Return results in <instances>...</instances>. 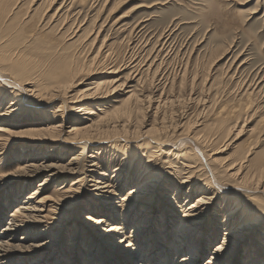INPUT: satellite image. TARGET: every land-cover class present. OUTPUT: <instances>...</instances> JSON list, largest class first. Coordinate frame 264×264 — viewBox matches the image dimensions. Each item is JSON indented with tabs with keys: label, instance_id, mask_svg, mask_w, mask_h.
I'll use <instances>...</instances> for the list:
<instances>
[{
	"label": "rangeland",
	"instance_id": "rangeland-1",
	"mask_svg": "<svg viewBox=\"0 0 264 264\" xmlns=\"http://www.w3.org/2000/svg\"><path fill=\"white\" fill-rule=\"evenodd\" d=\"M5 31L20 42L19 46L29 57L45 58L53 63L64 58V64L78 73L72 87L75 92L64 95L67 101L65 115L49 113L46 121L40 122L41 127L48 124L52 129L55 126L57 133L67 135L73 126L83 128L92 123L88 119L95 118L96 114L71 111L73 101H69L68 96L80 97L82 92L95 87L105 93L103 97L74 104L82 105L91 113L104 104H115L117 99H130L134 112L130 118L117 123V129L105 127L103 131L112 129L110 133L117 131L121 135L122 129L135 131L138 128V134L142 130L145 135L139 143L142 145L137 147V143H132L135 146L125 147L126 141L121 142L115 137L110 141L99 140L88 150L86 148V153L88 160L99 158L97 177L109 167L110 175L116 174L115 169L127 160L124 167L127 177L134 174L140 183V174L150 165L146 163L148 156L162 166L151 174L164 176V180L159 177L161 182H156L157 186H145L150 182L141 186L144 195L141 201H154L152 208H155L153 215L156 217L145 225L144 233H135L134 223L126 224V235L139 242L135 241V245L155 243L163 226L179 229L183 212L177 206L186 202L188 194H193L190 185L196 181L181 185L188 174L171 175L173 171L179 173L182 163L196 166L193 176L201 183L197 185L200 190L192 196L194 200L203 188L220 190L211 215L201 226L185 224L192 234L198 231L195 227L204 226L206 236L213 235L214 240L208 245V252L200 264H204L214 252V246L222 242L224 225L232 218L227 214L236 208L237 200L254 199L250 202L254 201L264 210V0H0V32ZM37 46L41 47V53H36ZM60 105L57 103L56 108ZM18 107L19 110L14 111L16 115L0 119V124H15L11 127L13 131L24 132L31 128L25 122L33 124V120L21 118L30 107L25 102ZM23 108L24 113H19ZM163 124L172 125L161 137L164 143L155 144L150 141V136L145 138L149 131L153 133ZM92 132L87 134L90 136ZM19 135L5 145L0 156V172L8 175L0 183V206L3 207L10 198L15 200L6 209L0 231L11 218L12 210L32 189L38 188L47 175L44 173L24 184L19 176L21 171H18V167L29 160L24 157L55 154L49 151L50 145L38 151L31 139ZM199 140L206 144L200 145ZM34 150L38 154H34ZM60 150L59 155L67 162L83 148ZM141 152L145 156H141ZM134 158L137 159L133 161ZM89 166L82 161V168ZM170 171L173 173L168 175ZM168 180L173 188L169 186V191H163ZM127 182L118 183L122 188L111 197L113 202L127 195L133 186ZM238 182H241L239 188L235 187ZM56 186L54 181L40 187L38 199L53 194ZM227 187L235 189L227 191ZM86 191L67 211L69 221L56 222L58 228L52 230L53 233L60 231L63 237L64 258L59 259V264H127L122 262L128 256L123 253L127 250L126 243L120 245L122 254H117L119 256L109 257L107 248L102 250L100 246L95 247L94 256L89 255L101 239L93 233L96 231L94 226L85 218L88 215L105 217L106 214L110 225L105 228H110L116 222L122 224L125 219L135 222L142 206H136L130 214L122 213V208L117 214L110 213L105 209L108 206L105 199L101 201ZM242 191H248L247 195ZM17 194L18 198H15ZM239 210L237 221L245 212L242 205ZM238 223L234 236L239 242L229 245L235 247L233 254H244L247 247L260 238L264 241V221L259 225L255 224V219ZM41 229L39 226L36 233ZM23 235V232L18 235V241ZM48 238L44 237V240ZM148 248L144 254L146 261L149 260ZM39 256V253L23 254L15 264H55L54 260L47 261L46 256L37 263ZM172 262L175 263L174 257Z\"/></svg>",
	"mask_w": 264,
	"mask_h": 264
},
{
	"label": "bare ground",
	"instance_id": "bare-ground-1",
	"mask_svg": "<svg viewBox=\"0 0 264 264\" xmlns=\"http://www.w3.org/2000/svg\"><path fill=\"white\" fill-rule=\"evenodd\" d=\"M19 45L20 42L17 39L9 37L7 31L0 32V108L5 103H8L7 106L1 108L0 119L2 120L16 115L14 111H18V106H22L25 102L30 108L25 111L26 113L23 112L24 108L19 113H24L21 115V118L25 121L29 119L33 120V124L25 122V124L31 126V128L24 132L13 131L11 127L15 124H11L10 122V124H0V156L4 153L3 149L5 145L9 144V142L19 134L31 139L33 147L36 146L39 148L38 151L42 150V147L50 145L49 147L51 148L49 151L55 154L39 156L40 158H38L37 155L31 156L29 154L24 157V160L29 158V160H23L25 165L18 167V171H21L19 176L25 181L24 184L31 182V180L38 178L44 173L47 175L44 180L38 184V188L32 189L22 202L12 210L11 218L2 227L0 231V264H15L23 254L26 253H39L40 256L36 257L37 263L43 261V257L46 256L45 259H48L47 261L54 260L55 264H59V259L64 258L62 255L63 237L60 231L53 233L52 230L58 228L56 222H60V220L63 219L69 221V218L66 216L68 214L67 211L76 205L82 192L86 190V192L100 198L101 201L105 199L107 201L106 204H108L105 209L111 211L110 213L117 214V211L122 208V213L130 214L129 212H133L136 206H142L140 214L135 222L122 219L125 222H122V224L116 222L110 228H105V226L110 225V218L106 217V214L105 217L102 216L99 218L88 215L85 220L87 222L89 221L90 224L94 226V230L96 231L92 230L93 233L98 237L100 236L99 239H101L99 240L100 243L97 244L95 242L97 245H94L89 255L93 254L92 256H94L98 246H100L102 250L103 248H107V251L110 253L108 254L109 257L117 254L120 255L122 254L120 245L126 243L127 246L124 247L127 250H124L123 253H127L128 256L126 255L127 258L122 257L125 260L122 262L127 264H130V262H132L131 264H200L202 257L208 252V245L214 240L212 239L213 235L210 234L206 236L204 226L202 228L195 227L198 231L192 234V232H190L191 230L189 231L187 228L188 226L186 227L185 224L188 223L189 227L201 226L203 220L211 215L212 206L220 196V190L215 189L211 191L203 188L200 196L194 200L192 196L198 192L199 187H197V185L201 183L200 180L193 176L196 166L192 163H182L183 168L179 173L177 174L172 170L174 174L171 175L175 177V174L177 176L183 173L188 174L186 179L181 182V185L191 183L194 180L196 181L190 185L191 193L193 194H188L185 200L186 202L183 205L177 206L180 207V210L183 212L179 229H167V226H163V229H161L159 233L160 236L154 239L155 243L148 244L147 242L143 245H135V243L139 242L138 240L136 241V239H132V236L126 235V224L134 223L136 227L135 233H144L146 232L145 225L149 224L151 218L156 217L153 215L155 208H152L154 201H149L147 203L141 201V197L144 196L141 186L148 182L150 183L145 186H151L150 184L156 185V182L160 180L158 178L161 176H158L156 173H151L157 167V171H159L162 166L155 164V162L152 161L151 155L148 156L146 163H150V165L145 166V170L140 174V183L136 181L134 174L133 176L127 177L128 172L126 168H124L126 167L127 160L121 164L120 168L117 167V169H115V171H118L116 174L111 176L109 173L111 167H109L102 172V176L97 177L96 175L99 173L98 168H100L99 158L97 159V157L95 158V156L90 155V158L95 159L88 160L86 153V148L88 150L91 145L99 143V140L110 141L115 137L117 140H121V142L126 141L124 142L125 147L135 146V144L132 143H137V147L142 145L139 143L145 135H143L142 130H140L138 134V128H136L135 131L127 128L122 129L124 132L121 135L117 131L113 134L110 133L112 129L103 131L105 127L117 129L119 128L117 123L123 118H130L132 113H134L132 110L133 105L130 104V99H115V104H104L102 107H98L97 111L91 113L88 112L86 108H83L82 105L74 104L81 101H94L103 97L102 95L105 93H103L99 87H95L90 91L82 92L83 94L80 97L70 98L72 96H68L70 99L69 101H73L71 102L73 103L70 107L71 111H82V114L89 113L90 115L96 114L95 118L88 119L92 123L83 128L73 126L71 131L67 132V135L57 133L58 130L55 126H53L52 129H50V125L48 124H45V127H41L42 124L40 122L46 121L50 116L49 113H52L53 116L65 115L66 111L64 107L67 101L64 100V95L71 91L75 92L72 90V87L77 82L76 78L78 77V73H76L73 68L68 67L67 64H64V58L56 63L47 62L45 58L42 60H35L33 57H29ZM41 52V47L37 46L36 53ZM59 102L61 105L58 106L59 108H56V104ZM171 126L172 125L163 124L161 127L156 128L153 133L149 131L148 137L145 138H149L150 136L152 138L150 140L152 143L162 144L164 141H162L161 137L166 134L168 128ZM88 131H93L90 136L87 134ZM126 138H130V140ZM174 144L177 145L176 143ZM199 144L203 146L206 142L199 140ZM67 147H80L83 148V150L79 154L72 156L67 162H64V159L59 153L62 151L60 149L67 150ZM160 150L158 151L160 152ZM36 151L37 150H34L33 153L38 154ZM196 151L198 152L199 150ZM155 153L158 152L156 151ZM140 155L145 156V153L141 152ZM136 159L137 158H134L133 161ZM82 161H85V163L87 162V165L90 166L82 168ZM173 172L170 171L167 173L170 175L169 173ZM6 176L8 175L0 172V183H3ZM114 178L118 179L119 182L114 180ZM161 179L164 180V176L161 177ZM125 180L128 181L127 184L133 186L129 188L127 195L123 196L124 198L120 197L121 200H114L113 202L111 200L113 198L111 197L117 195L118 188L119 190L122 188V185L118 186V183L125 182ZM54 181L57 186L53 194L38 199V195L41 193L40 187L46 185L48 182L52 183ZM159 182H161V180ZM170 183L172 184V182L168 180V182L163 185L162 190L169 191V186L173 188ZM240 184L241 182H238L236 186H233L239 188L241 187ZM88 186L91 187V189ZM220 186L222 185L220 184ZM234 189L235 188L231 187L226 188L227 191ZM176 191L180 192L181 189H177ZM241 193L247 195L248 191H242ZM175 195L176 198H178V193ZM18 196L17 194L15 198H18ZM173 198L177 200L175 197ZM244 199L245 198L237 200L236 208L227 214L228 216H232V218L226 221L224 225L225 227L223 229L225 232L223 240L214 246V252L211 254V257L205 260L204 264H264V241H262V238L252 243V245H249L244 254H242V252L233 254L232 252L235 247H229V245L234 246L239 242L236 241V236H234L235 233H237L234 231V229L237 228L235 224L238 222V224H242L255 219V224L259 225L264 221V210H261V206H256L257 204H255L254 201L250 202L254 199ZM13 201L15 200L10 198L3 204V207L0 206V223L3 221L4 214L7 211L6 209L9 208ZM245 201L249 204H244ZM241 205L244 207L245 212L242 219L237 221L239 217L237 212L240 211L239 208ZM262 208L264 209V207ZM156 212H158V210ZM174 217H177V215H174ZM39 226H41L42 229L36 233V229ZM22 232L24 235L22 238H19L18 241V235ZM98 232H100V235H98ZM44 237L49 238L44 240ZM229 237H232L230 241ZM148 247H150V252L148 254L149 260L146 261L144 254L147 253ZM173 249H175L174 253ZM173 257L175 258V263L172 262Z\"/></svg>",
	"mask_w": 264,
	"mask_h": 264
}]
</instances>
